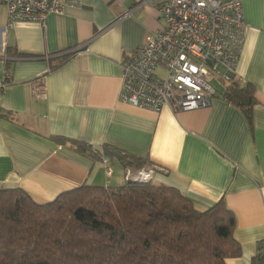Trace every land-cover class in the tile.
Masks as SVG:
<instances>
[{
    "label": "crops",
    "instance_id": "0c3cea01",
    "mask_svg": "<svg viewBox=\"0 0 264 264\" xmlns=\"http://www.w3.org/2000/svg\"><path fill=\"white\" fill-rule=\"evenodd\" d=\"M60 1L64 13L44 23L8 26L0 7V85L7 84L0 90V190L20 189L44 204L81 186H122L126 170L131 177L152 172L153 185L176 189L198 211L223 200L241 249L225 264H252L264 247V0H237L248 28L229 80L223 69L212 80L210 105L176 113L118 99L121 62L163 26L155 5ZM232 84L253 87L250 120L225 100ZM38 86L43 98L34 95ZM75 141L100 154L77 151ZM105 145L144 165L125 169L102 154Z\"/></svg>",
    "mask_w": 264,
    "mask_h": 264
},
{
    "label": "trees",
    "instance_id": "16d2710c",
    "mask_svg": "<svg viewBox=\"0 0 264 264\" xmlns=\"http://www.w3.org/2000/svg\"><path fill=\"white\" fill-rule=\"evenodd\" d=\"M223 96L251 119V85L232 84ZM102 154L125 169L144 165L107 145ZM234 229L223 200L201 212L176 189L150 181L81 186L44 204L20 189L0 190V264H225L241 253ZM252 264H263L261 254Z\"/></svg>",
    "mask_w": 264,
    "mask_h": 264
},
{
    "label": "built area",
    "instance_id": "2783aa9c",
    "mask_svg": "<svg viewBox=\"0 0 264 264\" xmlns=\"http://www.w3.org/2000/svg\"><path fill=\"white\" fill-rule=\"evenodd\" d=\"M70 5L78 0H68ZM155 5L163 26L154 36L121 62L120 102L154 113L163 108L188 112L210 105L215 91L212 80L225 81L237 66L248 25L237 0H143ZM66 3L60 0H0L8 26L17 22L44 23L51 14L62 15ZM10 79L9 72L5 81ZM7 84H1L0 90ZM43 98L44 88L34 91ZM106 174L112 170L103 161ZM151 173L139 172L126 180L148 182ZM264 264V247L259 249Z\"/></svg>",
    "mask_w": 264,
    "mask_h": 264
},
{
    "label": "rangeland",
    "instance_id": "374dc122",
    "mask_svg": "<svg viewBox=\"0 0 264 264\" xmlns=\"http://www.w3.org/2000/svg\"><path fill=\"white\" fill-rule=\"evenodd\" d=\"M214 85V84H213Z\"/></svg>",
    "mask_w": 264,
    "mask_h": 264
}]
</instances>
